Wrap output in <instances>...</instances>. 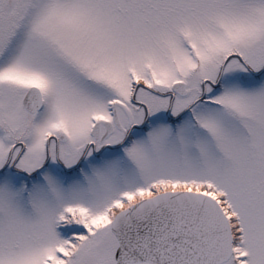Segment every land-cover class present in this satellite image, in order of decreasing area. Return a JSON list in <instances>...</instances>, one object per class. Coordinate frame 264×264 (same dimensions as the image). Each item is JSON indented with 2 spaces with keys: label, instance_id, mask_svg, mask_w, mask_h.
I'll return each instance as SVG.
<instances>
[{
  "label": "snow or ice",
  "instance_id": "6c2138e0",
  "mask_svg": "<svg viewBox=\"0 0 264 264\" xmlns=\"http://www.w3.org/2000/svg\"><path fill=\"white\" fill-rule=\"evenodd\" d=\"M0 264H264V0H0Z\"/></svg>",
  "mask_w": 264,
  "mask_h": 264
}]
</instances>
